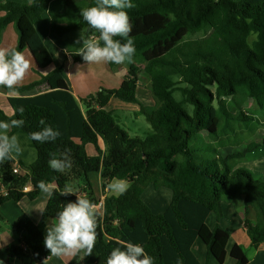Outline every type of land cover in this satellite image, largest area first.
<instances>
[{"label":"trees","instance_id":"1","mask_svg":"<svg viewBox=\"0 0 264 264\" xmlns=\"http://www.w3.org/2000/svg\"><path fill=\"white\" fill-rule=\"evenodd\" d=\"M82 1L88 7L96 3L67 0L64 8ZM50 2L0 3V38L6 27L14 25L19 35L16 51H41L44 42L33 28L42 23ZM132 3L135 7L126 11L136 52L131 63H124L128 72L118 89L103 88L90 99H77L60 65L39 81L12 89L27 92L47 83L50 92L10 98L14 110L11 117L0 109V121L23 120L21 127L12 128V134L27 135L37 153L26 173L14 174L9 160L0 162V191L7 190L0 196V206L25 198L35 201L42 192L36 187L40 180L56 186L39 223L24 214L10 225L18 237L6 250L11 261L43 264L52 256L44 246L47 225L57 219L63 205L76 202L75 194L79 192L99 204L91 182L96 175L103 179L104 189L113 178L127 179L130 187L123 195L105 198L103 214L97 218L92 255L84 252L71 264H106L118 240L140 244L153 258V264H201L194 251L196 243L201 242L209 258L225 264L231 233L221 226L223 204H236L238 200L243 201L244 228L251 247L259 249L264 244V178L231 164L245 153L264 149V138L250 143L243 152L234 149L219 154L213 148L216 153L212 159L204 155L206 144H195L203 134L219 139L257 121L256 116L232 107L229 99L239 92L264 110V0ZM71 32H83L85 38L99 35L82 18L71 25H51V34L64 36ZM196 35L202 36L192 39ZM71 56L75 63L86 62L79 53ZM118 65L109 62L112 68ZM141 70L151 83L153 108L145 107L138 98ZM176 92H181V101L176 99ZM114 98L139 104L140 114L146 117L152 132L144 138L130 136L114 111L108 110ZM185 105L193 107V114ZM41 120L45 125L40 124ZM44 126H51L61 135L44 143L32 140L31 133ZM88 145L94 147L96 155L88 154ZM66 149H70L72 167L63 172L52 170L50 154L60 157ZM66 185H77L72 189L75 194L62 196ZM28 186L32 190L26 192ZM148 186L172 191L171 203L162 214L154 213L143 200ZM250 208L256 210V222L249 219ZM212 213L218 220L213 230L207 223ZM230 257L234 264L250 262L240 245L232 248Z\"/></svg>","mask_w":264,"mask_h":264},{"label":"clouds","instance_id":"2","mask_svg":"<svg viewBox=\"0 0 264 264\" xmlns=\"http://www.w3.org/2000/svg\"><path fill=\"white\" fill-rule=\"evenodd\" d=\"M134 7L132 0H96L95 6L80 9L82 19L91 29L99 33L98 36L92 35L85 38L81 32L77 43L82 42L79 55L84 61L88 64L132 62L136 48L130 36L132 24L126 9ZM30 67L31 61L23 52L0 48V87L14 89L24 79ZM10 94L15 95V92ZM20 111L22 113L23 109L21 108ZM23 123V120L18 119L0 121V162L13 153L21 152L17 137L9 136L8 132L11 128L21 127ZM40 124L45 125V122L41 120ZM60 135L61 133L51 126H44L41 130L31 133V139L44 143L55 141ZM69 153L70 149H66L60 157L55 153L50 154L49 167L57 172L71 168L72 160ZM36 187L52 195V186L48 182L40 180ZM106 187L108 191L116 195H123L130 187V183L127 179L113 178ZM70 194L75 193L70 186L66 185L61 195ZM75 195L76 202L63 205L62 211L57 213L56 223L47 226L44 246L52 256H75L81 251H84L87 256L93 253L97 240V218L101 206L84 195ZM116 243L118 246L108 255L106 264H153V258L140 244L123 240H118ZM177 264L181 262L177 261Z\"/></svg>","mask_w":264,"mask_h":264},{"label":"crops","instance_id":"3","mask_svg":"<svg viewBox=\"0 0 264 264\" xmlns=\"http://www.w3.org/2000/svg\"><path fill=\"white\" fill-rule=\"evenodd\" d=\"M5 1H12L22 4H26V3L29 4L32 2V0H0V3H3ZM66 1L67 0H51L48 11L43 15L42 23L34 26L33 32H36L43 40L44 48L37 53H32L29 48H26L22 51L25 57L29 61H31V67L28 73L26 74V76L24 77V79L15 87L26 86L33 82L39 81L42 76L48 75L56 67L63 65L65 78L74 96L77 99L79 98L90 99L92 96L96 95L101 89H103L102 87H100L101 84H99V79H98V77H100V79L102 78L101 77L102 74L99 67L98 66L95 67L96 65L94 63L88 64V62H84V63L74 62L71 55L80 52V47L82 46V42L77 43V40L79 39L81 32H71L64 36L51 34L52 23H56L63 26L77 23L82 18L80 16V9L88 7V3L82 1V2H76L70 5L69 7L64 8ZM0 16H2V13H0ZM18 41H19V35L16 30V27L14 25H9L1 33L0 48L15 50L17 48ZM107 65H108L109 73L110 71L112 72L115 69V67L112 68L109 66V62H107ZM87 66H91V67L88 68ZM86 69L91 80H89V78L85 76ZM125 76L126 75H124L123 78ZM93 80L95 81L94 84L95 90L91 93L89 85L93 83ZM50 91L51 88L47 83H41L32 90H29L27 92L7 90L3 87H0V109L1 111L4 112L6 116L11 117L14 114V110L8 101L10 98L34 97L48 93ZM12 92H15V95L10 94ZM138 98H139V90H138ZM108 110H112L110 104L108 106ZM135 113L140 114V110L137 107ZM8 135L9 136L15 135L17 137L21 148V152L18 154L13 153L11 156L7 157L6 159L12 163L14 168H19L21 173L28 172V168L37 159V153L36 150L31 145V140L25 134H21V133L12 134V128L9 130ZM101 145L104 148V143L102 140H101ZM90 146L91 145L87 146L88 154L91 156L96 155L94 147L92 146L93 149H91ZM91 182L94 187L95 196L99 201V205L101 206L99 208V213L103 214V206H104L105 198L110 197L107 195L108 190L104 189L103 187L104 181L100 175L94 176ZM51 186H52L51 191L53 193V191L56 189V186L55 185H51ZM31 190H32L31 186H28L26 188V192H29ZM50 196L51 195L47 193L41 192L35 201H30L27 198H25L20 202L10 201L0 206V213L5 219V222L0 223V262H2V264H22L18 261H11L6 253L7 247L11 244L16 243L18 239L17 235L12 232L10 225L14 223L16 220H18L24 214L29 216L35 223H39ZM170 203L166 204L164 212L168 208ZM160 207L162 208V205H160ZM226 208L228 209L226 210L228 212L229 218L231 219L238 218V220L240 221V224L237 223L234 226V229L228 230L229 232L231 231L230 232L231 239L227 246L228 257L225 264H234V261L230 257V252L232 248L235 245H240L244 249H246L245 247H247L248 245L246 246L245 244H241L242 243L241 240H243L244 243L249 242L250 244V239L249 237L247 238L245 237V235L247 234L244 228V223L246 220L244 208H242L240 205L237 204L234 205L228 204ZM225 217L226 216L223 208V218H222L223 224H224V220H226ZM249 217H251V213ZM215 220H217V216L215 213H212L207 221L209 228L212 230L218 224V220L216 222ZM54 223H56V219H52L48 225H52ZM224 228L226 229V227ZM46 231H47V227L45 229V235H46ZM237 235H240V238L237 237ZM194 251L201 264H217L214 258L208 257L206 247L201 242L196 243L194 247ZM83 253L84 251H81L75 256H64V257L51 256L46 260V264H71L72 260L76 256H82ZM249 261H250L249 264H264V244H262L259 247V249L256 250L254 254V258L253 259L250 258Z\"/></svg>","mask_w":264,"mask_h":264},{"label":"rangeland","instance_id":"4","mask_svg":"<svg viewBox=\"0 0 264 264\" xmlns=\"http://www.w3.org/2000/svg\"><path fill=\"white\" fill-rule=\"evenodd\" d=\"M54 35V34H53ZM202 35L193 36L192 39H197ZM254 37L251 38L253 40ZM96 66L99 67L102 78L98 77L100 87L105 89H118L121 85L123 80V76L127 75L128 67L123 63L119 64L115 67V69L109 73L107 62H99L94 63ZM90 68L91 66H87ZM85 76L91 80L90 76L88 75L87 69L85 72ZM100 74V75H101ZM84 77V76H83ZM95 81L89 85L90 92L92 93L94 89ZM175 97L178 101L182 100L181 92H176ZM139 100L145 107L153 108L155 107V100L152 97L151 93V83L150 80L145 76L144 71L141 70L140 72V80H139ZM232 104V107L235 108V111H243L246 114L256 116L257 121L249 124L248 128L245 126H240L236 133L224 135L221 138H212L209 137L207 134H203L202 139L198 140L195 144L204 145L206 144L207 147L205 148L204 155L208 159H212L215 157V151L212 149H217V152L226 153L228 150L240 149L241 152L244 151L246 147L253 142H260L262 138H264V110H260L258 106L254 105V103L247 98L245 94L239 92L236 96L229 99ZM110 107L112 111H114V115L118 120L120 126L125 129L130 136L132 137H146L152 132V128L150 123L147 121L146 117L142 114H136V107L140 110V105L128 104L122 102L117 99H113L110 103ZM185 109L190 113L193 114V107L190 105H185ZM194 144V145H195ZM93 149L92 146H90ZM233 166L236 168H246L254 173L264 175V149L260 148L253 153H245V157L236 159L231 162ZM77 189V185L72 187L73 190ZM80 193V192H79ZM78 193V195H79ZM108 196H119L110 191H108ZM172 199V191L167 188H160L155 189L153 186H148L145 189L143 200L152 208V210L157 213L161 214L164 212L166 204H169ZM235 204V203H234ZM233 204V205H234ZM237 205H240L243 208V201L238 200L236 202ZM159 205V207H158ZM162 205V208L160 207ZM227 205L228 203L223 204L225 219L224 224L223 220L221 219V226L226 227L227 230L234 229V226L240 221L238 218L231 219L228 216L227 212ZM161 208V209H160ZM227 209V210H226ZM251 220L256 222V210L254 208H250ZM245 210V209H244ZM249 213V215H250ZM223 218V217H222ZM217 220H215L216 222ZM216 224V223H215ZM241 226V225H238ZM231 232V231H230ZM233 232V231H232ZM240 238V235H237ZM247 238L248 236L245 235ZM241 244H245L247 247L244 249L248 255V258L253 259L254 254L257 249L251 247L249 242L244 243L241 240Z\"/></svg>","mask_w":264,"mask_h":264},{"label":"built area","instance_id":"5","mask_svg":"<svg viewBox=\"0 0 264 264\" xmlns=\"http://www.w3.org/2000/svg\"><path fill=\"white\" fill-rule=\"evenodd\" d=\"M13 173L14 174H20V170H19V168H14L13 169ZM7 194V190L6 189H2L1 191H0V196H4V195H6ZM79 195H84L83 193H79Z\"/></svg>","mask_w":264,"mask_h":264}]
</instances>
